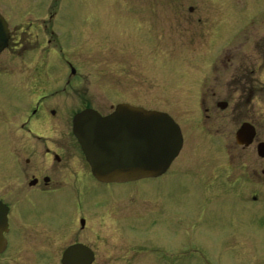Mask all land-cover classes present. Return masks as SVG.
Here are the masks:
<instances>
[{
    "label": "flooded vegetation",
    "instance_id": "af4514ba",
    "mask_svg": "<svg viewBox=\"0 0 264 264\" xmlns=\"http://www.w3.org/2000/svg\"><path fill=\"white\" fill-rule=\"evenodd\" d=\"M65 1L67 0H49L47 5L41 6V12L38 10L33 12L26 4L23 10L13 7V3L8 4L9 11L17 12L16 16L6 13L5 6L0 5V13L10 29L8 45L0 55L4 51L15 55L38 51L36 70L38 65L45 67L46 64L52 70L55 64L53 54L55 51L65 54L68 49L63 45V41L67 42L71 38L69 31L64 36L61 34V37L55 29L63 24H59L58 19ZM211 1L213 3L219 1V4L224 6V9L219 8L221 12L224 10L232 12V16L225 23H218L220 32L216 37L213 29L214 20L208 21L210 18L208 16H211L208 8ZM244 1L248 2L247 11L250 9L251 12H257L261 5L264 6V0ZM240 2L241 0H141L140 13H130L127 22L128 31L121 32L119 37L106 36L103 31H99L94 46H86L88 42L83 41L82 35L79 37L78 43L95 50V54H98L97 50L102 49L107 56L109 53L118 55L125 52L126 58L129 57L125 70H134V67L145 71L151 70L154 78L158 70H163L166 54L173 59L177 50L195 53L199 50L201 54L206 53L208 55L206 60L192 67L195 74L204 76L200 79L202 81V85L199 84L200 92L189 98L174 94L166 102L169 110L142 104L141 100H145L147 96H142L143 93L139 96V93L134 92L130 72L127 74L124 96H120L123 86L121 83H116L113 75L116 65L114 61L101 63L102 67L106 65L108 67H101L100 70H104L103 75L94 79V93L88 88L91 81L85 79V82L80 77L78 67L64 56L62 59L70 68L66 78L51 79L48 76L50 72L44 70L32 72L33 68L25 75L26 79L18 71L17 74L23 77L14 78L12 82L5 84L11 92L4 93L5 96L0 98V202L5 206L2 211L5 213V228L2 233L5 249L0 253V257L6 255L11 248L20 245L23 240L29 241L33 239L34 234L50 229L52 233L64 236L61 240L66 247L61 254V262L63 253L68 247L84 244L93 251L94 263L97 258L96 251L83 240V231L88 227L87 223L91 219L80 216L79 230L71 224V220H75V211L80 210L78 208L82 203L84 204L83 201L91 202L92 206L101 208L111 199L127 191L132 189L136 191L155 182L154 187L158 188L157 197L169 202L168 207L165 201H162L165 205L156 208L160 210L155 211L156 218L153 217L152 221L160 227H163V217L170 218L173 215L176 219L171 222L173 224L180 221L181 213L178 212L181 208L172 209L170 204L190 193L196 200L207 204L221 200L222 203L229 202L237 208L247 207V209H236L235 213L245 224L255 229L264 226V222L261 221L264 209L256 208L260 198L264 197V120H262L264 117V23L260 25V20L264 21V18L258 20L259 24L251 22L250 25H240L235 30L234 25L241 17L238 7ZM187 3L189 5L185 8ZM129 5L132 7L135 4L129 0ZM196 12L198 19L201 15H207L205 35L202 34L201 28H197L194 17ZM202 38H205L204 47L201 45ZM195 57L196 55L192 58ZM1 66L0 64V74L10 73ZM174 70L171 66L166 69V73L174 76ZM223 86L232 87L230 94L218 91V88ZM1 90L0 88V92ZM233 93L236 94V99ZM70 94L71 102L68 101ZM96 101L105 102L106 109H101L94 103ZM119 103L167 113L179 125L182 133L181 148L162 174L127 182L101 181L93 175L73 133V117L86 108H93L105 116L113 112ZM196 103L195 111L199 107L202 117H192L190 124L196 125L199 120L201 124L197 125L198 129L202 128L209 133L217 134L224 141H228L229 135L227 125L223 126L227 124L228 116L237 112V122L233 121L234 116L229 117L233 125H238L234 143L231 145L224 143L226 153L221 159V164L229 163L237 152L239 158L241 157V166L245 165L241 173L236 170L235 165L228 166L231 167L230 173L224 174V170L221 175L181 173L176 168L175 163L185 148V130L183 122L175 112L179 110V105L189 109L188 107H195ZM170 105H175V110H172ZM230 106H232L229 111L231 114L227 115L225 110L230 109ZM243 124H248L249 130H253L252 140L248 143H239L236 139V133ZM215 161H219L220 164V160L215 159ZM219 164L215 163V166ZM195 169L196 167L193 171ZM187 175L193 178L192 183L187 192H182L181 178ZM229 176L234 179L230 180ZM166 177L172 178L163 181ZM228 187L232 188L228 189ZM152 188L151 184L149 189ZM206 189L207 191L211 189L219 196L224 193L226 195L224 198L216 194L209 196L206 194ZM213 196L215 200L212 201L210 198ZM27 202L38 206L46 203L48 209H22V204ZM63 206L66 208L61 209ZM40 211H44L43 215L34 213ZM204 211L210 209H201L198 215ZM49 215L53 217L50 222L45 223L44 217ZM152 229L155 228H146L148 230L146 232ZM15 231L23 235V239L19 238L17 243L14 242L17 240L14 236ZM79 233H82L81 238ZM155 233L156 230L153 235ZM29 235L32 237H28ZM155 242L156 244L149 246V251L146 252V256L150 257L152 262L180 264L181 257L191 262L197 260L210 262L207 255L196 245L170 247L159 241ZM182 247L186 251H182Z\"/></svg>",
    "mask_w": 264,
    "mask_h": 264
},
{
    "label": "rangeland",
    "instance_id": "374dc122",
    "mask_svg": "<svg viewBox=\"0 0 264 264\" xmlns=\"http://www.w3.org/2000/svg\"><path fill=\"white\" fill-rule=\"evenodd\" d=\"M48 2L49 0H0V5L5 6V9H7L6 13H11L16 16L17 12H13V10L9 11L8 4L13 3V7L20 10L21 8L23 10V6L26 4L33 12L37 10L41 12V6L47 5ZM132 3L135 5L131 7L129 0L65 1L58 19V23L63 24L61 27L55 29L60 33V36L61 34L64 36L68 31L70 32L71 38L67 42L63 41V45L68 51L65 54L56 53L55 51V54H53V62L55 64L52 66V70H50L47 64L45 67L44 65H38L37 70L41 72L44 70L47 73L50 72L48 76L51 79H54V77L66 78L70 73V68L69 66L67 67L65 60L62 59L64 56L73 65L78 67L81 73L80 77L84 81L85 79L91 81L88 88L90 92L94 93V79L104 73L103 69L100 70L103 66L101 63L114 61L116 65L113 75L116 78V83H121L123 86V91L119 93L120 96H124L126 78L130 72L133 79L134 92L139 93V96L141 93H143L142 96H147L145 100H141L142 104H146L147 107L162 108L165 110H169L166 102L174 94L189 98L193 94L199 93L200 85H202L200 79L204 78V76L201 77L200 74H195L192 67L196 63L205 61L208 57L206 53L201 54L199 50L196 53L177 50L173 59L170 58L171 56L169 54H166L162 65L163 70H158L157 76L154 78L151 70L145 71L139 67H134V70H125V64L128 63L127 59L129 58H126L127 55L125 52L123 54L119 53L118 55L109 53L107 56L103 49L101 51L96 49L98 54H95V50L78 43L81 35L83 36V41L88 42L86 46H94L95 41L98 39L99 31H103L106 36L113 35L114 37H119L121 32H127V22L130 18V13L139 14L141 9V0H132ZM209 4L208 8H210L209 13L211 16H208L210 17L208 21L214 20L215 26L213 29L214 37H216L220 32L218 23H225L232 16V12L229 13L227 10L221 12L219 8L222 9L224 6L220 5L219 1L214 3L211 1ZM239 4L238 7L241 17L234 25L236 26L235 30L240 25L248 26L251 22L259 24L258 20L264 18L263 5L257 9V12H251L252 10L250 9L247 11L248 2L241 0ZM188 5L187 3L185 8ZM200 8L202 9L203 7ZM194 17L197 22V28H201L202 34L205 35L207 15H201L199 18L201 20H199L198 12H196ZM260 21V25H262L264 21ZM204 39L202 38L201 43L203 47L205 46L203 44L205 43ZM208 45H210V42ZM206 51L209 52L210 50L206 49ZM37 52L15 55L4 51L0 55L1 67H4L10 72L0 74V88L2 89L0 98L5 96L3 95L4 93L11 92V89L5 87L7 82L10 83L14 78L23 77L17 74L18 71L24 75V79L27 78L25 75L31 72L33 68L34 70L32 72H37L35 68L37 65ZM194 55L196 57L192 58ZM171 66L175 69L174 76H169L170 73H166V69ZM107 67L108 65L102 68ZM218 91H222L224 94H230L232 87L223 86L218 88ZM233 94L236 99V94ZM68 99L71 102V94ZM94 103L101 109H106L105 102L96 101ZM195 105L192 108L188 107L189 109L179 105V110L175 112V115L183 122L185 130V148L175 163L176 168L181 173H213L221 175L224 170V174L230 173L231 167L228 166L235 165L236 170H239V173H241L245 165L241 166V157L239 158L237 152L235 157L230 159L229 163L221 164V159L225 157L226 153L224 143L228 145L234 143L235 131L238 125H233L229 117L234 116L233 121L237 122V112L234 114L229 112L232 106H230V109L225 110V114L229 115L230 113L231 115L228 116L227 124L223 126L226 127L227 125V133L229 135L228 141H224L217 134L209 133L202 128L198 129L197 125L201 124L199 120H197L196 125L190 124L192 117H202L199 107L195 111L197 103ZM170 106L172 110H175V105ZM262 120H264V117ZM215 159L220 160V164ZM215 163L219 165L215 166ZM195 167L196 169L193 171ZM229 177L230 180L234 179L231 176ZM171 178L166 177L163 181L170 180ZM192 179L190 175L181 178L182 184L180 185V189L182 192H187L190 189ZM151 184L153 188L149 189ZM155 184L156 182L147 184L136 191H133L134 189L127 191L111 199L110 202L101 208L92 206L91 202L86 203L83 201L84 204L82 203V206L78 208L80 210L75 211V220H71V224H74V227L77 229H81L79 228L80 223L78 220L80 216L91 219L87 223L88 227L83 231V240L96 251L97 258L93 264H160L152 262L150 257L146 256V252L149 251L148 247L155 245V241H159L161 244L170 247L176 245H196L202 249L210 260V262H200L199 260L191 262L181 257L180 264H264V226H260L261 230L255 229L245 224L243 219L235 213L236 209H247V207L237 208L229 202L222 203L221 200L207 204V202L196 200L190 193L181 198V204V200L170 204L172 209L176 210L181 208L178 212V214L181 213L179 217L180 221L173 224L171 223L175 219L173 215L170 218L163 217V227H160V225L154 224L152 221L153 217L156 218L155 211L160 210L156 208L163 207L165 203L168 207L169 202L157 197L158 188L154 187ZM231 188L228 187V189ZM206 194L211 196V194L216 193L211 189L208 191L206 189ZM224 195L226 193L222 195V198H224ZM201 198L203 199V196ZM214 198L215 196L210 198V200L213 201L215 200ZM162 201H165L164 205ZM80 202L78 201V203ZM45 204L38 206L34 203L27 202L22 204V209H48ZM259 205L261 206L260 208L258 207ZM65 208L66 206L61 207V209ZM256 208L264 209V197L260 198V202L256 205ZM172 209H170V212H172ZM201 209H210V211H204L198 215ZM34 213L36 215H43L44 211ZM51 217L53 216L49 215L44 217V222H50ZM40 219L42 220V218ZM261 221L264 222V215H262ZM146 228L155 229L146 232L148 231ZM155 230L156 233L153 235ZM78 235L79 238L82 237V233ZM14 236L17 238L14 241L15 243L19 242V238L23 239V235L19 231H15ZM28 237L32 236L29 235ZM61 237L64 236L52 233L50 229L42 230L39 234H34L33 239L26 241L29 244L23 240L20 245H16L6 255L1 256L0 264H63L61 262V254L66 245L61 240ZM40 240L43 241L40 242ZM182 251L186 250L182 247Z\"/></svg>",
    "mask_w": 264,
    "mask_h": 264
},
{
    "label": "water",
    "instance_id": "95a60500",
    "mask_svg": "<svg viewBox=\"0 0 264 264\" xmlns=\"http://www.w3.org/2000/svg\"><path fill=\"white\" fill-rule=\"evenodd\" d=\"M9 36L7 23L0 14V52ZM73 132L91 166L93 175L102 181H128L164 172L182 145L179 125L167 113L146 110L126 103L102 116L92 108L73 118ZM253 130L243 124L237 142H250ZM5 209L0 202V252L5 246ZM93 251L84 244L68 247L63 264H92Z\"/></svg>",
    "mask_w": 264,
    "mask_h": 264
},
{
    "label": "bare ground",
    "instance_id": "6f19581e",
    "mask_svg": "<svg viewBox=\"0 0 264 264\" xmlns=\"http://www.w3.org/2000/svg\"><path fill=\"white\" fill-rule=\"evenodd\" d=\"M8 249H9V247L7 248L6 252L8 251ZM6 252H5V253H6Z\"/></svg>",
    "mask_w": 264,
    "mask_h": 264
}]
</instances>
